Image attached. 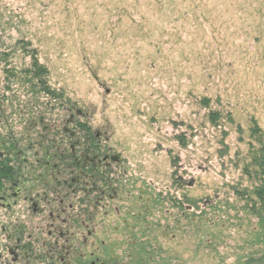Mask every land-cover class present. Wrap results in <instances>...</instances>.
<instances>
[{"label": "rangeland", "instance_id": "1", "mask_svg": "<svg viewBox=\"0 0 264 264\" xmlns=\"http://www.w3.org/2000/svg\"><path fill=\"white\" fill-rule=\"evenodd\" d=\"M71 106L152 198L137 264H264V0H0V111Z\"/></svg>", "mask_w": 264, "mask_h": 264}, {"label": "flooded vegetation", "instance_id": "2", "mask_svg": "<svg viewBox=\"0 0 264 264\" xmlns=\"http://www.w3.org/2000/svg\"><path fill=\"white\" fill-rule=\"evenodd\" d=\"M66 113L57 139L40 116H22L16 132L0 111V264H137L152 198L135 192L105 134L74 106Z\"/></svg>", "mask_w": 264, "mask_h": 264}, {"label": "trees", "instance_id": "3", "mask_svg": "<svg viewBox=\"0 0 264 264\" xmlns=\"http://www.w3.org/2000/svg\"><path fill=\"white\" fill-rule=\"evenodd\" d=\"M261 164L262 165H260V167H263L261 172L262 178H260L259 184L255 188L253 194L259 203V211L261 213L262 219L264 220V161Z\"/></svg>", "mask_w": 264, "mask_h": 264}]
</instances>
